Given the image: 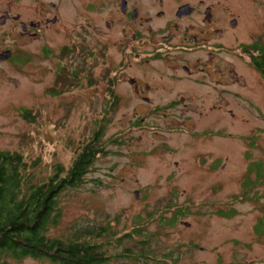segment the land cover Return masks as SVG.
<instances>
[{"label":"rangeland","instance_id":"374dc122","mask_svg":"<svg viewBox=\"0 0 264 264\" xmlns=\"http://www.w3.org/2000/svg\"><path fill=\"white\" fill-rule=\"evenodd\" d=\"M239 2L248 28L241 37L264 46V7ZM82 3L0 0V51L15 57L0 62V150L35 160L36 179L43 180L54 164L70 165L101 120L102 151L83 183L60 193L61 216L49 234L69 237L108 226L90 237L109 256L106 264L264 262V228L254 230L264 216V181L247 195L241 188L250 162L264 168V75L248 51L233 49L224 58L229 100H196V143L182 127L183 118L194 117L191 102L177 100L175 110L164 111L177 128L155 134L154 124L163 127L165 118L147 114L142 131L132 126L142 101L112 100L113 49H99L85 20L97 13ZM38 21L47 26L36 38L20 36L21 22ZM230 208L234 213L225 215ZM21 263L52 264L29 257Z\"/></svg>","mask_w":264,"mask_h":264},{"label":"flooded vegetation","instance_id":"af4514ba","mask_svg":"<svg viewBox=\"0 0 264 264\" xmlns=\"http://www.w3.org/2000/svg\"><path fill=\"white\" fill-rule=\"evenodd\" d=\"M250 1L264 7L261 0ZM83 6L97 13L91 15L97 19L85 20L99 49H113L114 100L142 101L143 110H134L132 126L143 131L142 122L158 114L165 125L154 124L153 133L175 129L176 121L167 119L164 111L175 110L177 100L185 106L191 102L194 117L183 118L182 127L196 143V100L230 99L231 88L221 80L231 72L224 58L251 44L241 37L248 29L244 5L239 0H85ZM38 22L25 23L20 36L36 38L42 25L47 26ZM151 100L171 101L155 106Z\"/></svg>","mask_w":264,"mask_h":264},{"label":"trees","instance_id":"16d2710c","mask_svg":"<svg viewBox=\"0 0 264 264\" xmlns=\"http://www.w3.org/2000/svg\"><path fill=\"white\" fill-rule=\"evenodd\" d=\"M246 51L251 64L264 75V46L255 41L247 46ZM66 77L65 72L63 78L66 80ZM109 82L111 83L110 79ZM97 124L91 139L81 146L70 165L64 168L60 164H54L53 173L43 180L36 179L33 171L37 165L35 160L27 162L17 151L0 150V264H22L21 261L27 257L45 259L52 264L107 263L109 256L102 245L90 240V237L92 234L99 237L107 231L108 226L99 227L94 232L89 228L83 229L69 237L49 234L51 227L59 222L61 216L60 193L81 185L102 151L97 143L101 135V120ZM263 181L262 163L250 162L241 182L242 194L247 195L246 191L258 187ZM257 197L255 196L256 199ZM224 213L230 216L234 209L230 208ZM175 217L170 223L174 222ZM162 221L163 217L160 218V222ZM261 226L264 228V216L257 219L254 230L258 231Z\"/></svg>","mask_w":264,"mask_h":264},{"label":"water","instance_id":"95a60500","mask_svg":"<svg viewBox=\"0 0 264 264\" xmlns=\"http://www.w3.org/2000/svg\"><path fill=\"white\" fill-rule=\"evenodd\" d=\"M5 22V16H2L1 18H0V24H3ZM30 25H32V26H37L38 25V23H31ZM20 26H21V28H22V30L23 29H25V26H26V24L25 23H23V22H21L20 23ZM23 35V34H22ZM31 35H36L35 33L34 34H31ZM11 57V50L10 49H6V50H2V51H0V61H4V60H7V59H9ZM135 195L137 196L138 195V192L137 191H135ZM185 225H188V223H185Z\"/></svg>","mask_w":264,"mask_h":264}]
</instances>
